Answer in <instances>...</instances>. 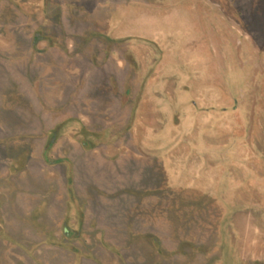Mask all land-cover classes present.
Here are the masks:
<instances>
[{"label":"flooded vegetation","instance_id":"flooded-vegetation-1","mask_svg":"<svg viewBox=\"0 0 264 264\" xmlns=\"http://www.w3.org/2000/svg\"><path fill=\"white\" fill-rule=\"evenodd\" d=\"M67 1L0 0V264H119L120 260L122 264H143L146 263L143 253L123 249L98 226L90 209L89 193L92 191L86 188L80 167L94 149L109 162L130 152L142 155L153 151V146L145 139L162 130L172 113L178 112V122L182 118L180 113L186 116L183 106L188 101L192 106V132L196 131L195 119L220 113L218 107L226 112L231 106L248 109L254 104L256 109L264 79V40L256 36L250 8L242 0H218L220 21L213 24L205 20L206 30L212 32L214 27L217 46L214 57L212 51L210 53V67L204 69L199 65L196 44L184 41L192 45L191 50L184 51L191 57L185 68L191 70V76L182 72L168 75L164 71L171 67L169 59L183 55L176 45L182 39L174 36L170 40L160 30L159 34L141 37L136 33L114 34L112 30L127 19L118 16L123 11L118 12L116 8H125V14H130L131 4L145 8L148 0H103L101 6L95 2L98 9H105L108 2V12L111 8L117 21L109 17L110 25H107L105 9L100 21L97 20L98 25L79 32L68 28V17L62 14L61 4ZM88 1L93 2L70 0L76 9L69 17L71 23L79 26L82 11L90 5ZM197 1L190 2L196 4ZM158 4L164 5L159 9L169 7ZM55 29H60L61 34L55 33ZM80 33L86 34L84 38H77ZM232 52L243 66L244 85L236 97L230 99L227 98L226 78L216 81L215 75L225 69ZM98 67L93 81L90 76ZM104 73H109L113 79V83H109L111 91L107 104L89 94V89ZM56 75L62 78L61 85H52L49 81ZM218 81L224 102L202 103V106L191 96L181 105L179 98L186 91L190 94L197 89L199 100L210 98L211 91L215 93L212 83ZM12 85L18 99L15 101H22L24 95L28 104L26 108L24 103V106H16L15 112L11 106L14 101L11 99ZM203 89L207 92H202ZM144 112L153 124L146 125L142 144L126 149L117 146V142L125 140L124 136L129 133L131 121L144 117ZM32 113L39 121L27 127L18 124L28 116L32 118ZM11 118L17 122L13 130L10 129ZM258 138L254 147L264 162L263 129ZM109 143L114 145L111 150ZM210 147H205L204 158H198V164L215 165ZM37 158L34 172L29 165ZM173 167L177 173L176 166ZM178 179L170 182L174 201L179 195L188 198L192 194L189 188L182 186V179ZM129 191L135 193V190ZM179 204L164 209L177 216L187 209L183 201ZM149 213V217H156V205ZM244 214L247 217L250 213ZM249 216L254 218V213ZM242 229L235 226L232 234L237 235ZM255 229L258 232V227ZM149 234L146 240L154 254L159 251L167 260L176 258L179 264L199 263L203 253L200 245L179 239L174 248L167 251L157 234ZM190 245L192 247L188 248ZM241 257L244 258L242 254ZM245 260L246 264H264V258Z\"/></svg>","mask_w":264,"mask_h":264},{"label":"rangeland","instance_id":"rangeland-1","mask_svg":"<svg viewBox=\"0 0 264 264\" xmlns=\"http://www.w3.org/2000/svg\"><path fill=\"white\" fill-rule=\"evenodd\" d=\"M148 1L169 6L154 12L160 15L161 20L152 24L148 19H141L140 22L135 21V23L131 19H126L125 22L121 19L122 26L112 29L114 34L132 35L145 32L155 34L157 30H163L169 34L174 33L176 38H181L184 37L181 33L186 34L188 29L191 33V26L196 22V13L194 18L193 12L188 11L184 6L187 0ZM242 1L250 8L249 14L255 24L256 36L263 41L264 0ZM88 3L90 5L82 11L83 18L80 19L79 26L70 22L72 18L69 17H72L76 10L72 7L70 0L61 4L64 10L62 14L68 17L67 26L71 31L79 32L98 25L97 20L100 21L101 13L103 14L105 9H98L94 0ZM56 10L58 11L55 15L58 16L59 9L56 8ZM109 12L110 18L116 22L115 12H112L111 8ZM55 30V33L61 34L60 29ZM63 34L64 32L62 36ZM85 35L80 33L77 38H84ZM64 43L65 41L60 44ZM176 45L181 48L183 55L169 59L172 62L171 67L164 72L168 75H177L182 72L190 78L191 70L185 68L190 64L191 57L184 51L191 50L192 45L188 46L184 41H178ZM176 45L173 46L177 48ZM242 72L243 66L237 62L232 52L225 69L221 72L223 75L221 76V73L215 75L216 81L218 78L221 80L226 78L227 98L236 97L238 90L243 87ZM49 81L52 85L62 84V78L58 75L53 76ZM110 82L113 83L112 75L104 73L89 89V94L96 96L95 98L104 102L103 104H107L110 101ZM212 84L215 93L211 91L210 98L199 100L196 97L197 89L190 94L186 91L185 95L179 98L181 105L185 104L187 98L191 96H193L192 100H196L201 105L224 102L225 98L222 97L219 81ZM10 90L11 99L14 100L11 102L13 112L16 106H21L23 103L26 108L27 98L23 95L24 99L17 102L13 85ZM260 91L256 109L254 104L248 109L244 106L239 108L231 106L232 109L228 108L226 112L218 107L217 110L220 113L210 114L200 120L195 119V132H192L194 126L192 112H190L192 106L188 101L183 106L186 116L179 112L182 118L178 122L176 116L180 117V115H176L178 112L172 113L166 118L162 130L155 132L149 139H145L148 145L153 146V151H146L142 155L130 152L115 162L103 159L99 150L94 149V153L88 154V159L80 167V172L85 176L86 188L92 191L89 193L92 203L90 209L93 210L92 216L103 233L123 249L133 253L139 251L143 253L146 256V263L143 264H179L176 258L167 260L159 251L154 254L146 240L148 233L157 234L164 242L163 248L167 251H171L179 239H185L196 246L200 245L203 253L198 264H246L245 259L264 258L262 254L264 250V162L254 147L259 140V133L262 129L264 130V79ZM28 107L31 108L30 105ZM249 113L253 115L252 118L246 115ZM33 115L32 113V118L28 116L18 124L27 127L29 123L39 121L33 118ZM144 115L135 122L131 121L129 133L124 136L125 140L121 139L117 142V146H123L126 149L128 146L142 144L146 125L153 124L152 120L151 123L148 121L147 112H144ZM10 124V129L13 130L14 124H17L16 119L11 118ZM108 145L109 150L114 147L111 143ZM207 145L211 146L210 156L215 158V165L209 162L198 164L197 159L204 158L203 154ZM173 166H176L177 173ZM155 170L158 175L153 173ZM178 178L182 179L183 187L190 189L192 194L189 193L191 194L189 199L184 194L183 198L179 195L175 201L172 199L174 196L171 198L170 182ZM129 190H135V193ZM181 201L184 202L183 206L187 204V209L178 212L177 216L174 212L165 211L164 208L167 206L170 209L171 205L173 207L174 203L181 204ZM155 205L156 217H149V211ZM145 211H147L146 214ZM247 212L250 214L253 212L254 218L249 216L250 214L246 217L244 213ZM235 226L243 228L237 235L232 234L235 232ZM255 227H258V232ZM241 254L245 259L241 257ZM179 256L182 255L179 254ZM119 264H122L121 260Z\"/></svg>","mask_w":264,"mask_h":264},{"label":"crops","instance_id":"crops-1","mask_svg":"<svg viewBox=\"0 0 264 264\" xmlns=\"http://www.w3.org/2000/svg\"><path fill=\"white\" fill-rule=\"evenodd\" d=\"M83 1V0H82ZM93 1V0H92ZM108 1V0H107ZM191 0H187L186 3L184 4V6L187 8L188 11L193 12V16L194 13H196V22L195 24H192L191 26V33L189 32V29L186 31V34L183 32L181 34H183L184 37H179L180 40L182 39L183 41L186 42H193L196 44L195 46V53L197 56V61L199 63V65H202V67L205 68H209V62H210V57H211V51H212V57H214V50H217V46H216V39H215V35H214V27H213V31H208L206 30L205 27V20H207L208 22H212L213 24H217L220 21V13L218 12V8H219V3L218 0H199L196 2V4H193L192 2H190ZM94 2L97 3V6H101L103 3V0H94ZM109 2V1H108ZM106 3V12L104 14V19L107 23V25H110L109 23V12H108V6L109 3ZM85 3V1H84ZM144 7H141L140 4L137 3H133L131 4V8H132V13L130 14H125V8H121L118 7L116 8L117 11H123L122 13H118V16H122L125 17L127 19H131L133 21V23H135V21L140 22L141 19H148V21H150L152 24H155V22L157 20H161V18L159 17V14H155L154 12L150 11V10H156L159 9V7H163L164 5H160L158 3H151V1H148L147 3L144 4ZM121 8V9H119ZM147 11V12H144ZM246 11V10H245ZM103 15V14H102ZM192 16V15H191ZM195 18V16H194ZM193 18V19H194ZM158 22V21H157ZM140 27V25H138ZM157 30L155 32V34H159V32H163L166 37H170V40L173 39L174 37V33H167L163 30ZM154 33L151 32H145V33H139L138 36H151ZM174 34V35H173ZM137 36V37H138ZM146 38V37H145ZM194 49V48H193ZM192 49V50H193ZM98 70L99 67L96 68L95 70H93L92 74L90 77L93 78V81L96 77V74H98ZM38 158L33 162H30V167L32 168V171L35 172L36 168V164L38 163ZM19 196V194L17 195ZM18 201L20 202L21 197H18ZM22 201V199H21ZM20 206V204H18V207Z\"/></svg>","mask_w":264,"mask_h":264}]
</instances>
